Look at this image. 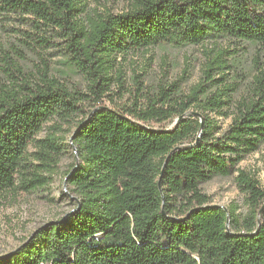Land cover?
Returning <instances> with one entry per match:
<instances>
[{"label":"trees","instance_id":"obj_1","mask_svg":"<svg viewBox=\"0 0 264 264\" xmlns=\"http://www.w3.org/2000/svg\"><path fill=\"white\" fill-rule=\"evenodd\" d=\"M2 12L31 27L27 46H61L86 85L68 87L46 62L28 69L13 47L0 55V200L50 184L70 127L79 159L67 177L73 210L0 264H264V185L238 167L264 142V70L233 99L215 85L229 53L209 49L187 93L139 83L128 102L105 103L117 54L214 37L264 43V0H135L120 13L86 12L85 0H0ZM233 172L243 214L200 188Z\"/></svg>","mask_w":264,"mask_h":264},{"label":"rangeland","instance_id":"obj_2","mask_svg":"<svg viewBox=\"0 0 264 264\" xmlns=\"http://www.w3.org/2000/svg\"><path fill=\"white\" fill-rule=\"evenodd\" d=\"M135 0H85L86 12L120 13L131 8ZM32 29L23 17L0 13V55L3 51L18 49L23 55L22 63L28 69L37 63L46 62L51 74L68 87H84L86 81L76 72L67 60L61 46L53 45L43 49L37 45L25 44L24 32ZM225 49L228 51L229 68L222 81L215 85H228L233 89V99L249 93L252 77L264 70V43L237 41L227 37L207 38L198 44L176 45L162 42L112 57L109 75L112 83L106 93V104L112 101L128 102L137 84L145 90L153 91L159 84H176L178 91L187 93L193 86L202 82V67L207 61L206 50ZM120 76V79H117ZM221 75L215 74L214 79ZM207 85V84H206ZM211 87L214 84H210ZM225 126L227 120L220 119ZM170 125V124H167ZM75 128L66 132L65 154L50 184L35 192L0 200V256L7 255L22 245L36 229L48 222L61 219L71 212L77 200L73 186L67 181L68 172L79 159L76 146L71 141ZM252 174L264 185V142L257 151L247 155L238 165ZM215 175L200 185L201 190L210 196L212 204L236 208L243 214L247 210L244 195L239 191L235 176Z\"/></svg>","mask_w":264,"mask_h":264}]
</instances>
